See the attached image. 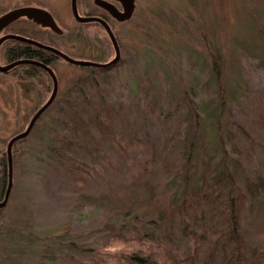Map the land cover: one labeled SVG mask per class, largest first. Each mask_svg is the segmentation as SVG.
I'll list each match as a JSON object with an SVG mask.
<instances>
[{
	"label": "rangeland",
	"instance_id": "374dc122",
	"mask_svg": "<svg viewBox=\"0 0 264 264\" xmlns=\"http://www.w3.org/2000/svg\"><path fill=\"white\" fill-rule=\"evenodd\" d=\"M45 1L60 7L59 17L68 29L71 20L65 0ZM16 3L0 0V14ZM114 31L123 47L121 58L99 76L108 82L93 90L100 102L102 90L108 100L122 102L124 109L117 119L123 118L128 130L137 131L139 142L134 140L123 155L110 140H104L101 152L107 158L102 157L103 162L79 148L87 156V166L98 162L95 167L101 170L80 195L82 184L69 182L76 172L67 170L68 162L57 148L61 132L67 133L70 124L64 110L79 107L77 93L68 89L91 68L53 61L59 81L55 101L40 114L26 138L12 147V186L7 203L0 207V264H51L55 256L62 264L94 260L106 264L108 259L124 264L116 254L85 253L78 245L103 250L122 242L126 247L119 253H129L140 248L146 251L151 237L171 245L172 256L154 254L161 263L208 264L214 255L211 264H233L237 239L235 232H229L233 222L227 216L202 210L186 218L180 213L167 230L157 225L156 217L151 220L128 213L122 219L118 214L129 206L134 210L154 195H165L167 206L179 203L192 183L197 187L214 183L228 191L229 173L246 195L236 229L246 241L240 264H264V0H136L131 19L115 24ZM84 42L88 43L83 51L87 58H100L99 46L111 43L92 31ZM10 43L2 47L3 63ZM114 53L111 48L105 59H113ZM216 55L224 61L220 78L212 65ZM18 73L0 72L1 153L7 152L13 136L27 128L53 87L47 76L26 79ZM91 83L84 87L92 89ZM152 100L158 101L156 110L162 118L149 112ZM168 112H177L168 121L172 122L170 131L166 128L170 123L164 121ZM143 162L148 171L142 170ZM8 183L7 156L6 167L0 164V197L5 196ZM106 220L115 227H103ZM118 232L122 236L115 235ZM140 233L147 234L143 243L136 238ZM201 234L210 240H199ZM56 238L73 239L76 245H62ZM60 250L68 257L63 259Z\"/></svg>",
	"mask_w": 264,
	"mask_h": 264
},
{
	"label": "trees",
	"instance_id": "16d2710c",
	"mask_svg": "<svg viewBox=\"0 0 264 264\" xmlns=\"http://www.w3.org/2000/svg\"><path fill=\"white\" fill-rule=\"evenodd\" d=\"M214 63H212L214 67L215 74L217 78L222 77L223 71H222V65H223V57L221 55H216L214 57ZM115 65V64H113ZM112 65V66H113ZM107 66H98V67H90L91 71L90 73H86V75H80L76 77L75 85L70 87L69 93L73 94V92L77 93L75 96L77 97L78 108H68L64 110V115L67 117V121L70 122L68 124L67 133L61 132L60 137L58 138L59 146L57 148V152L64 157L66 160V168L67 170L71 171V168L75 170V174L71 176V179H69L70 183L74 182H80L82 187L79 189V194L82 195L84 187L88 185L92 180H97L98 175L101 170L97 167L98 162L91 163L89 166H87L86 159L87 156H92L94 159L99 158L100 160L102 157L107 158L106 153L101 152L102 144L104 145V140H110L113 144H115L117 150L120 153H123V155H126L128 153V148L131 147L132 142L135 140V143L139 142L137 137V131L128 130L126 128V120L123 118L120 119V121L117 119V116L122 112L124 109V105L122 102H119L118 100L113 103L112 101L108 100V98L105 95V91H100L99 98H103V102H100V100H97V93L95 92V88H98L100 86L99 84L103 85V82H108L107 79H104L100 81L99 76L104 73H108V71L112 67ZM101 77V76H100ZM92 82V89L91 88H85L84 83ZM104 86L108 87L107 84ZM102 87V89H106V87ZM100 90V89H99ZM98 91V90H96ZM104 93V94H103ZM105 97V98H104ZM159 103L158 101L152 100L150 103V106L148 108L149 112L155 115L158 118L161 117V112H159L156 109H159ZM159 113V114H158ZM174 113V114H173ZM177 113V112H176ZM175 112H168L164 115V121H169L176 116ZM198 111L195 109V115L194 118H196L195 122V130H194V136L196 137L198 135V129H199V123H198ZM162 120V119H161ZM166 128L168 131L171 130V123L168 122ZM126 124V125H124ZM123 125V126H122ZM245 131V130H244ZM31 132V131H30ZM249 137V136H247ZM26 138V137H25ZM21 138L14 142L13 147L17 142L22 141ZM138 140V141H137ZM128 142V143H127ZM85 150V152L88 154L86 157L83 154H80V149ZM2 156L0 157V164L4 167L7 165V152L3 150ZM104 153V154H102ZM7 155V156H6ZM108 155V153H107ZM97 156V157H95ZM76 157V158H75ZM78 159L79 161H77ZM92 159V160H94ZM100 162V161H99ZM101 162H103L101 160ZM167 164H170L166 162ZM96 164V165H95ZM166 164V165H167ZM141 167H143L142 170L148 171V167H146V164L143 162L141 163ZM138 170V169H137ZM141 175L140 171L136 174V178L133 179V182L136 183V181L139 180V176ZM229 182H230V188L228 191H222L221 187L218 184L214 183H208L205 187H197V185L194 183L189 184L185 189V197L180 201L179 203H175L173 205L167 206L166 204V196L165 195H154L152 196L148 201H144L143 204H138L136 208L131 209L132 206H129L127 210H120L118 212L119 216L122 217V219H125V217L128 215V213L133 214L134 216H140L142 214L144 217H149L151 220H154L153 218L156 217V222H158V226L163 229L168 230V224L173 220L176 214H182L183 217L191 218L193 215H196L199 211H206L209 214H212L213 212H217L219 215H224V217L227 216L232 222L233 225L229 227V232H235L236 239H237V245L234 248V253H236L235 262L233 264H240L241 261L244 258L243 253L246 252V241L245 236L236 229L239 228L241 224V213L245 207V200L246 195L244 194L243 189L239 186L238 181L234 174L229 173L228 175ZM193 179V178H192ZM93 182V181H92ZM234 188H236V194L234 193ZM232 189V190H231ZM132 211H135L131 213ZM158 212H160L158 214ZM226 212H229V214H226ZM191 215V216H190ZM185 219V218H184ZM107 221V220H106ZM103 222V227H110L111 229L115 226L112 225L109 221ZM156 224V223H154ZM188 225V223H187ZM203 227H208L207 222H203ZM114 231V230H113ZM114 234V233H113ZM207 234V233H206ZM201 234L199 240H206L208 239V235ZM122 236L121 232H118V234ZM145 236L147 234L140 233L138 234L137 240L142 241V243L145 240ZM153 240H151L152 245L146 249V251L140 249L133 250L129 253H117L116 256L120 259L119 261L123 262L124 264H167L165 261L160 262L159 258L155 257L154 254L156 251L162 253L163 258H167V255L170 254V247L169 244L167 246V243H163L161 239H158V237H151ZM210 240V238H209ZM57 243H61L62 245L66 242L65 240H58L56 238ZM76 245V242L72 239L66 242L68 245ZM224 244H227V242L224 241ZM164 245V248H163ZM155 247V250L153 247ZM199 246V245H198ZM82 252H100L103 250H100L98 247H88L85 244L78 245ZM164 249V250H163ZM80 250V251H81ZM61 251V250H60ZM169 251V252H168ZM213 251V250H212ZM61 257L65 259L68 257L66 253H64V250ZM104 252V251H103ZM214 254V253H213ZM53 256V255H51ZM51 258V261L53 263L51 264H57L56 261L61 260L58 258ZM60 257V258H61ZM214 255H210V259H208V264L212 263ZM50 259V258H49ZM192 261V260H191ZM59 262V263H60ZM192 263V262H191ZM62 264V262H61ZM91 264H99V262H96L95 260L91 262ZM174 264V263H173Z\"/></svg>",
	"mask_w": 264,
	"mask_h": 264
},
{
	"label": "flooded vegetation",
	"instance_id": "af4514ba",
	"mask_svg": "<svg viewBox=\"0 0 264 264\" xmlns=\"http://www.w3.org/2000/svg\"><path fill=\"white\" fill-rule=\"evenodd\" d=\"M17 1L18 3H16L11 8V10L25 6H34V7L46 9L52 14L56 23L62 29V32L55 31L48 26H44L41 23H37L36 21L28 18L27 16H21L18 19L14 20L12 23L7 25L3 30L0 31V38L9 34H13L22 37L23 39L6 38L2 41L0 45V64L1 65H6L11 63H16V64L10 70L0 71V72L9 73L13 71L17 72L18 70L19 72L18 76L23 75V77L26 79L28 78L30 79L31 77L42 78L47 76L48 79L52 80L53 87H54V79L47 67L53 69L52 67L53 61H57V60H64L67 62L70 61H68L67 59H65L63 56L56 53L55 51L46 48V46L58 49L59 51H62L63 53L75 59L106 63L112 59V58L105 59L108 57L110 53V49L113 48V50H115L114 53L115 55H116V49L108 34L105 24L100 20H103L106 24H108L116 36V33L114 31L115 24H124L125 22L131 19L129 18L126 20H119L108 10V8L105 7V3H109L115 6L117 9L123 10L124 9L123 3L120 0H75V5L73 3V0H65L63 2V5L66 13L68 14L71 20L69 28L65 29L62 25V20L60 19L58 14L60 7L53 5V3L46 2L45 0H22V1L17 0ZM75 8L81 17L99 18L100 20L92 19V20L82 21L76 16ZM4 13H1L0 16ZM91 31L93 32V34L100 32L103 36H105V39L106 37H108L111 41V43H108L107 46L105 45L99 46L98 51L101 53L100 58H97L96 56L95 58L94 57L87 58L83 56V51L87 50L88 48L87 46L88 43L84 42V38L87 35H89ZM116 38L120 49V58H121L123 47L119 42L117 36ZM9 41L11 42L10 43L11 45L3 53L6 61L5 63H3L2 54H1L2 47L6 42ZM114 54L113 56L115 57ZM79 66L98 67L94 65H79ZM53 87L51 94L53 92ZM58 91H59V84H58L57 94ZM46 102L47 101H45L39 108H41ZM51 105H49L47 108H49ZM1 156L2 153L0 147V157ZM1 193L3 194L4 190H2ZM3 198L4 197L2 195L0 197V201Z\"/></svg>",
	"mask_w": 264,
	"mask_h": 264
},
{
	"label": "water",
	"instance_id": "95a60500",
	"mask_svg": "<svg viewBox=\"0 0 264 264\" xmlns=\"http://www.w3.org/2000/svg\"><path fill=\"white\" fill-rule=\"evenodd\" d=\"M120 1L123 3V7H124L123 10H119L115 6H113L109 3H105V7L108 8V10L119 20H126V19L131 18L134 11H135V8H136V0H120ZM73 3L75 5V0H73ZM75 14L82 21L99 19V18H92V17H89V18L81 17L78 14V12L76 11V8H75ZM21 16H27L28 18L33 19L37 23H41L44 26H48L55 31L62 32V29L58 26L54 17L52 16V14L49 11H47L46 9H42V8L34 7V6L19 7V8L12 9V10L2 14L0 16V31L3 30L7 25H9L10 23H12L14 20L18 19ZM100 21H102L105 24L106 29L108 31V34H109V36H110V38H111V40L115 46V49H116V55L112 60H110L106 63H101V62L90 61V60L75 59V58H72V57L68 56L67 54L63 53L62 51H59L58 49H55L53 47L46 46V48L55 51L56 53L60 54L61 56H63L68 61L75 63V64H78V65H94V66H104V67L113 65L120 59V49L118 46L117 38H116L114 32L112 31V29L110 28V26L108 24H106L103 20H100ZM6 38L23 39L22 37H19V36L13 35V34H9V35H6V36H3L2 38H0V45H1L2 41ZM15 64L16 63L6 64V65L0 64V71H8ZM47 68L50 71V73L54 79L53 92H52L51 96L49 97V99L47 100V102L41 108H39L36 111V113L33 115V117L31 118V120L27 126V128L24 131L13 136L8 142L7 155H8V168H9V183H8V186L6 189L4 199L2 201H0V207L5 206V204L7 203L9 193H10V189L12 186V166H13V163H12V147H13L14 142L21 139V138L26 137L30 133V131L32 130V128L35 125L37 118L52 103V101L54 100V98L57 94L58 78H57V76H56V74L52 68H50V67H47Z\"/></svg>",
	"mask_w": 264,
	"mask_h": 264
},
{
	"label": "clouds",
	"instance_id": "9594fccd",
	"mask_svg": "<svg viewBox=\"0 0 264 264\" xmlns=\"http://www.w3.org/2000/svg\"><path fill=\"white\" fill-rule=\"evenodd\" d=\"M125 245L122 242H117L113 244H109L106 246L103 251L106 254L115 255L125 249ZM106 264H116V261L114 259H108Z\"/></svg>",
	"mask_w": 264,
	"mask_h": 264
},
{
	"label": "bare ground",
	"instance_id": "6f19581e",
	"mask_svg": "<svg viewBox=\"0 0 264 264\" xmlns=\"http://www.w3.org/2000/svg\"><path fill=\"white\" fill-rule=\"evenodd\" d=\"M55 100H53L52 102H54Z\"/></svg>",
	"mask_w": 264,
	"mask_h": 264
}]
</instances>
